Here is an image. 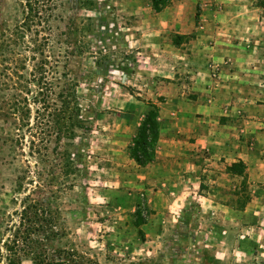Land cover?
Masks as SVG:
<instances>
[{
	"label": "rangeland",
	"instance_id": "rangeland-1",
	"mask_svg": "<svg viewBox=\"0 0 264 264\" xmlns=\"http://www.w3.org/2000/svg\"><path fill=\"white\" fill-rule=\"evenodd\" d=\"M137 4L0 0V264H264V0H170L198 28L169 37L208 70L178 96L133 75ZM199 98L217 110L188 111L187 133L218 137L201 168L176 184L141 168L149 104Z\"/></svg>",
	"mask_w": 264,
	"mask_h": 264
},
{
	"label": "crops",
	"instance_id": "crops-1",
	"mask_svg": "<svg viewBox=\"0 0 264 264\" xmlns=\"http://www.w3.org/2000/svg\"><path fill=\"white\" fill-rule=\"evenodd\" d=\"M139 1L137 0V6H128V14L131 13L139 16V19L135 20L137 23L126 24L129 30L133 27L141 30V32L144 31L143 34L137 33L131 39V42L138 43L139 48H142L137 51L136 60L140 63L137 64L133 75L139 74V71L143 70V68L150 67L154 70V74L159 75L158 80L160 79V83L167 81H162V77L170 78L167 86L176 93V96L180 93H186L183 87L186 88L187 85L184 80L181 81L184 77L190 78L193 81L189 83L190 89L196 90V92L205 90L206 82L208 81L206 59L200 57L198 54H194L186 44V40L183 39L181 42H178L169 37L172 32L185 34L184 26L190 24L187 27L191 28V16L183 17V20L188 21L185 25H181V20L178 19L177 9L172 5L169 4L157 11L153 7L151 0H141V4ZM257 8L259 9L260 7ZM194 27L198 28L196 24L192 28ZM224 71L225 69L223 67L222 75L225 73ZM131 75L128 73L127 80H130ZM229 76L235 78L236 75L229 72ZM220 86H224V83H220ZM161 87L164 86L161 85L158 88L161 89ZM199 100L201 99L199 98ZM158 106L160 108L159 118L161 128L156 145L155 159L148 165L140 167L148 168L153 166L156 168L157 173L160 172L164 175L160 178L162 181H167L168 183L173 182L175 184L183 183L185 181V175H191L192 172H196L201 168L194 160L197 153L204 151V147L210 143L213 144L218 141V137H191L192 135L187 133L185 127L192 124L191 120L194 116L188 113V111L194 112L193 110L198 107L195 111L198 114L196 118L204 119L217 109L215 110L212 102L210 104H204L202 100L199 104L196 103L193 105L186 101L180 102L178 99L172 103L168 101L160 102ZM174 132H177L179 135L173 137ZM166 174L169 177L166 178ZM173 174L176 175L175 178L172 176ZM197 184L200 188L201 182L198 181Z\"/></svg>",
	"mask_w": 264,
	"mask_h": 264
},
{
	"label": "trees",
	"instance_id": "trees-1",
	"mask_svg": "<svg viewBox=\"0 0 264 264\" xmlns=\"http://www.w3.org/2000/svg\"><path fill=\"white\" fill-rule=\"evenodd\" d=\"M155 10L159 11L167 6L170 0H151ZM159 106L150 103L145 112L137 133L129 145L131 158L139 166H146L155 159L156 145L160 135L161 122L159 118ZM239 173L243 170L237 171Z\"/></svg>",
	"mask_w": 264,
	"mask_h": 264
}]
</instances>
